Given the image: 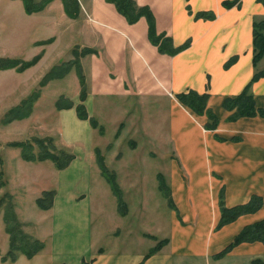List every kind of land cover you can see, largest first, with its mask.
I'll return each mask as SVG.
<instances>
[{
    "label": "crops",
    "instance_id": "obj_1",
    "mask_svg": "<svg viewBox=\"0 0 264 264\" xmlns=\"http://www.w3.org/2000/svg\"><path fill=\"white\" fill-rule=\"evenodd\" d=\"M80 1L90 16L81 22V45L98 49L81 59L83 66L89 65L90 96L98 97L101 105L113 96L139 101L146 112L160 109L165 114L177 149L170 182L179 212L171 207L170 215L155 214L148 208L152 198L145 190L136 202L140 204L136 211L125 191L128 212L119 213L117 196L94 168V146L88 140L93 136L90 121L79 118L72 105L78 102L81 83L77 72H71L73 93L46 95L62 119L61 141L73 146V160L62 167L49 159L20 160L14 166L23 178L24 190L18 197L26 199L20 207L22 220L44 247L33 257L20 253L16 260H4L0 255V264H251L254 258L264 259L261 241L242 242L227 255L214 256L245 225L264 217L263 202L258 211L216 228L222 189L229 207L249 201L253 194L264 199V116L231 120L232 111L223 105L227 97L240 94L252 82L257 106L264 108V76L253 81L254 21L264 17V0H137L153 11L154 32H150L146 16L130 23L111 1ZM53 5L50 14L41 18L27 15L22 0H0V53L19 55L24 48H33L35 53L46 38L43 33L51 32L48 35L55 40L50 64L41 60L37 70L46 71L61 61L68 39L73 49L74 26L68 25L70 16L62 0H53ZM53 10L60 14H51ZM158 39H168V47L177 48V52L161 51L154 43ZM49 55L47 51L43 60ZM258 68L264 69V58ZM190 90L208 94L207 108L219 118L215 129L205 127L209 121L206 112L195 113L177 97ZM192 135L193 148L199 150L188 158L182 141L183 136L190 139ZM81 136L86 140L80 141ZM199 168L205 173L200 177L206 179L203 185L196 182ZM145 179L139 176L144 185ZM198 186L200 195L195 191ZM122 187L127 186L122 183ZM130 189L127 187L128 193ZM47 191L50 197L40 204L39 198ZM136 212L147 214L143 232L157 238L140 231L133 218ZM104 215L114 216L119 235L100 230ZM165 237L168 241L152 252ZM8 247L9 234L0 220L1 253L5 255Z\"/></svg>",
    "mask_w": 264,
    "mask_h": 264
},
{
    "label": "rangeland",
    "instance_id": "obj_2",
    "mask_svg": "<svg viewBox=\"0 0 264 264\" xmlns=\"http://www.w3.org/2000/svg\"><path fill=\"white\" fill-rule=\"evenodd\" d=\"M79 2L80 8L77 16L72 17L67 13L70 16L68 25L69 23H72L74 26L72 35L73 49L72 47L70 48L69 44L72 42L68 39L67 45H63L62 52L64 58H62L61 61L57 60L56 64L53 65L51 69L49 68L46 71H40L37 70L38 67L36 66L41 60L45 65L50 64V58L54 52L53 41L55 40V36L48 35L51 32L43 33V37L46 38H43L39 45H37L40 50L35 53V49L33 48H24L19 55L0 53V56L23 60H32L35 56H40L35 64L27 67L23 71H18L16 67L0 69V182H2L0 185V220L5 227V231L9 234L8 252L11 248L12 242V233L9 231V222L7 219L10 213L15 217V224H18L17 226L19 227L21 226L20 230L23 231L20 235L18 232V236L25 233L37 238L29 233L27 230L28 224L24 223H27V221L23 222V218L20 214V207L26 202V199L18 198L24 190V185L21 183L23 180L22 176L17 169L14 170V166L17 167L20 160L40 162L49 159L57 164L52 158L26 159L23 155V147L15 143L24 142L28 146L32 145L33 148L30 149V151L36 156L49 150L54 152V154L56 153L61 161H65L68 156L69 161L67 164L73 160V146H67L61 141L62 136L60 133V124L62 119L59 118L56 111L51 108L53 104L49 102L47 99L48 95H46H53L54 92L62 91L73 93L70 88L72 85V82L70 83V81H72V75L68 76L71 72L72 74L73 72H77V77L81 83V88L79 87L80 92L77 98L78 102H73L72 105L75 106L79 118L85 119L82 116L84 113L90 121V127L93 128L91 129L93 136H90L89 138L87 135V137L94 146L96 158L94 168L96 172H99L100 170L101 174L107 179L113 192L117 196L119 213L124 215L128 212L129 205L124 198L125 191L127 195L131 196L129 202L132 209H135L136 211V207H140V204L136 202L141 200L142 192L145 190L149 195V198H152L150 201L151 204H149L148 208L150 207V210L153 209L155 214L158 212L165 216L167 214L170 215L172 208L179 212L178 206L173 199V188L170 182L172 160L178 157L177 149L171 139L170 121L168 122V120H166L164 116L165 114H163L160 109L155 110L154 112H146L145 106L139 101L115 98L113 96L107 103L103 102L101 105L98 102V97L96 99L95 97L90 96L92 90L87 80V69L89 65H82L81 59L85 57V55H76L75 50H81L82 48L87 47L94 49L95 52L93 53H97L98 49L91 46L83 47L81 45V22L83 18L86 17L89 19L90 16L88 15L89 9L81 5L80 0ZM53 7L52 0L40 11L27 13L25 8V12L27 15H34L42 18L48 16ZM1 13H3L2 8L0 9V14ZM51 14L57 15L60 13H56V10H53ZM82 14L84 17H82ZM45 25L49 26L50 24L43 23V26ZM66 37H69V34H67ZM47 51L50 55L43 60V58L46 57L45 53ZM67 63H71V68L68 73L62 77L52 78L50 76V72L54 67L62 66ZM80 73H83L84 75L86 82L84 85ZM66 76L68 77L65 78ZM35 92L38 93V96L33 103L30 115L24 118H15L7 122V116H10L12 109L22 106L27 100H32L33 102ZM59 100H57V104L63 105ZM61 101H64V99H61ZM91 118L97 120V126L93 124ZM83 139L86 140V137L81 136L80 141ZM70 155H72V157L69 158ZM102 163L106 166L107 170H103ZM57 166L59 165L57 164ZM159 175L164 176V180H166V183L170 188L171 197L176 207L171 206L169 198L162 192ZM112 176L116 181V188L118 187L120 189L124 201L122 207L120 206L119 195L115 191V185L110 180ZM139 176L144 179L147 177V179H145V185L143 182L139 181ZM11 178L12 180H10ZM121 180L125 186L131 187L129 193L127 187H122ZM143 186L144 190L142 189ZM163 196H165V198ZM47 197L49 198L50 195H47ZM20 199H22V201H20ZM146 216L147 214H139L137 212L133 216L136 226L141 229V232H143L144 229L143 223H145ZM98 217L100 218L101 216L99 215ZM109 217H112L110 223L107 221ZM109 217L105 216V220L101 219V225H103V227L100 230L107 229L106 232L109 230L112 232L113 230V235L117 236L120 234L118 228L114 227V224L117 221L113 215ZM153 220L156 221V217H154ZM20 221L23 222V225H20ZM143 233L157 238L153 234L147 232ZM163 239L168 240L169 237ZM8 252L4 255L0 251V255L4 260L11 259L7 256ZM20 253L23 252H18V256Z\"/></svg>",
    "mask_w": 264,
    "mask_h": 264
},
{
    "label": "trees",
    "instance_id": "obj_3",
    "mask_svg": "<svg viewBox=\"0 0 264 264\" xmlns=\"http://www.w3.org/2000/svg\"><path fill=\"white\" fill-rule=\"evenodd\" d=\"M25 3V8L27 13H33L42 10L46 4L51 2L52 0H23ZM115 3L119 12H121L130 23L137 22L142 16H146L149 24H150V32H154L155 30V16L153 11L149 6H142L139 5L137 0H108ZM65 5L66 12L75 17L78 14V10L80 8L79 0H63ZM231 5V3H227ZM164 36V35H163ZM50 41V40H49ZM168 39L166 40H155L154 43L159 45V48L163 52L175 53L177 52V48L175 47H168ZM95 52L94 49H90L87 47L82 48L81 50H75L76 55H86L88 53ZM40 56H35L32 60H23L18 58H10L5 56H0V69H6L11 67H16L18 71H23L27 67L35 64ZM264 58V17L263 18H255L254 21V65H255V74L253 77V81L259 79L260 77L264 76V69H259L258 64ZM71 68V63L64 64L62 66L54 67L51 72L50 76L53 77H62L66 73L69 72ZM81 74V79L83 80V85L86 84L85 78L83 73ZM252 82L238 95L227 97L224 100V106L228 110H231L232 113L229 117L231 120H236L243 116H255L257 114L264 116V108L257 106L255 96L251 90ZM38 93L35 92L32 100H27L24 102L22 106L16 107L11 110L10 116L8 115L6 121L9 122L15 118H24L30 115L31 110L33 108V103L37 98ZM179 100L189 108H191L197 114L207 113L209 117V121L205 124L207 129H215L219 123V118L217 114L210 108H207V100L208 94L198 93L195 90H190L188 92H182L177 95ZM83 107V106H82ZM80 111V109H79ZM84 118L87 117L86 114L83 113L82 115ZM93 124L97 126V120L95 118H91ZM17 145H21L23 147V155L26 159H45V158H52L57 162L59 167L66 165L69 161L68 156L65 161L59 160L56 153L47 150L39 155H34L31 153L30 149L33 148L32 145H26L24 142L15 143ZM72 155L69 156V158ZM103 170H107L106 166L102 163ZM160 177V188L162 192L169 198V202L171 206H175L173 203L170 188L164 180L163 175H159ZM1 180V175H0ZM111 182L115 185V191L119 195L120 206L124 205V201L122 199L120 189L116 188V181L114 180L113 176L110 178ZM2 182H0V185ZM49 192L44 193L43 197L39 198V203L42 204L44 197L48 195ZM220 198V207H221V218L217 225V229H220L222 226L236 220L239 216L246 214V213H253L258 211L264 202V199L259 194H253L251 199L247 202L237 204L235 206H227L225 203V191L222 189L219 194ZM9 222V231L12 233V242L11 248L7 254L8 257L11 259H16L18 256V252H23L27 254L29 257L34 256L37 254L43 247L44 243L35 237H32L29 234H23L21 231V226H17L14 222L15 217L12 216L10 213L9 217L7 218ZM20 225H23V222H19ZM167 239H163L158 242V244L153 248L152 252H156L167 242ZM254 241H261L264 242V217L245 225L231 240V242L221 251L216 253L214 256L215 258H221L227 253H229L235 246L239 245L242 242H254ZM251 264H264V259L261 257L254 258Z\"/></svg>",
    "mask_w": 264,
    "mask_h": 264
},
{
    "label": "bare ground",
    "instance_id": "obj_4",
    "mask_svg": "<svg viewBox=\"0 0 264 264\" xmlns=\"http://www.w3.org/2000/svg\"><path fill=\"white\" fill-rule=\"evenodd\" d=\"M183 138H184V139H183V141H182V145H186V147H187V150H186L185 155H186L188 158H189V157H190V158L193 157V152L195 153V155H197L199 149L196 150V149L193 148V139H194V136L192 135L190 139H186L185 136H183ZM184 142H185V143H184ZM197 177H198V178L196 179V182H198L199 185H203V184L205 183V180H206V179L203 180L202 178H200V177H205V173H204L203 168H199V172H198ZM195 191L198 192L199 195H200L201 192H202L199 186L196 187Z\"/></svg>",
    "mask_w": 264,
    "mask_h": 264
}]
</instances>
